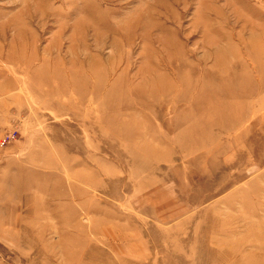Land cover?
I'll return each mask as SVG.
<instances>
[{"label":"rangeland","instance_id":"1","mask_svg":"<svg viewBox=\"0 0 264 264\" xmlns=\"http://www.w3.org/2000/svg\"><path fill=\"white\" fill-rule=\"evenodd\" d=\"M252 259L264 0H0V264Z\"/></svg>","mask_w":264,"mask_h":264},{"label":"bare ground","instance_id":"2","mask_svg":"<svg viewBox=\"0 0 264 264\" xmlns=\"http://www.w3.org/2000/svg\"><path fill=\"white\" fill-rule=\"evenodd\" d=\"M252 264H255L256 261H254V259L251 260Z\"/></svg>","mask_w":264,"mask_h":264},{"label":"built area","instance_id":"3","mask_svg":"<svg viewBox=\"0 0 264 264\" xmlns=\"http://www.w3.org/2000/svg\"><path fill=\"white\" fill-rule=\"evenodd\" d=\"M2 144L4 145V144H5V142L3 141V142H2Z\"/></svg>","mask_w":264,"mask_h":264}]
</instances>
